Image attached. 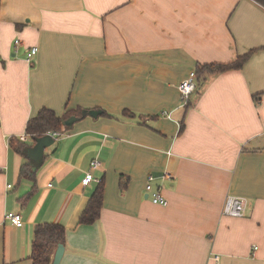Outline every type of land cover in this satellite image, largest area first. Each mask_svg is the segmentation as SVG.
<instances>
[{"label":"crops","instance_id":"obj_1","mask_svg":"<svg viewBox=\"0 0 264 264\" xmlns=\"http://www.w3.org/2000/svg\"><path fill=\"white\" fill-rule=\"evenodd\" d=\"M248 53L201 75L183 103L191 71ZM43 107L113 117L82 115L35 166L17 147L34 145L19 137ZM0 109V264H33L41 223L66 229L59 264H264L258 0H0ZM150 174L168 205L146 192ZM100 186L98 218L81 222ZM230 194L245 216L223 214Z\"/></svg>","mask_w":264,"mask_h":264},{"label":"trees","instance_id":"obj_2","mask_svg":"<svg viewBox=\"0 0 264 264\" xmlns=\"http://www.w3.org/2000/svg\"><path fill=\"white\" fill-rule=\"evenodd\" d=\"M264 4V0H258ZM250 53L239 56L235 61L230 63H210L200 65L196 70L197 73V87L200 76L207 72H222L225 70L240 68L244 65L250 57ZM84 108H77L75 110H68L63 116H59L54 110L43 107L39 110L36 116L32 117L27 123V133L34 139L51 132H66L72 128L64 125V121L69 117L75 115L82 116ZM123 114L132 116L134 113L125 110ZM103 116L113 117L107 111H103ZM16 139L10 140L13 143ZM25 143L18 144L17 149L26 157ZM29 163L22 166V174L27 172ZM103 188L100 186L93 194L88 207L81 216V222L92 223L98 218L99 211L102 207ZM66 242V229L63 225L57 223H41L34 228V237L31 248V259L33 264H52L51 257L59 244Z\"/></svg>","mask_w":264,"mask_h":264},{"label":"built area","instance_id":"obj_3","mask_svg":"<svg viewBox=\"0 0 264 264\" xmlns=\"http://www.w3.org/2000/svg\"><path fill=\"white\" fill-rule=\"evenodd\" d=\"M16 44H19L20 41L16 40ZM38 52V47H32L30 52L28 53V61H31L33 56ZM197 89V73L196 70L190 72L189 76L181 82L179 85V90L181 93V98L183 103H187L190 99L191 95ZM1 115V109H0ZM51 134L55 136H59V132H51ZM31 137L30 134H22L19 138L22 141H27ZM101 165L99 159H94L91 162L92 168H98ZM94 175L92 172H87L85 177L82 180L84 185H88L91 181H93ZM155 176L150 174L147 178V183L145 186L146 192L151 198L152 202L155 204L168 205L167 198L161 193L159 188H155L154 186ZM51 185V184H50ZM247 210V202L244 197L238 195H228L225 204L223 206V214L234 216V217H243L246 214ZM7 218L11 220V222L17 226H22L24 224L23 217L20 213L17 212H9L7 213Z\"/></svg>","mask_w":264,"mask_h":264},{"label":"water","instance_id":"obj_4","mask_svg":"<svg viewBox=\"0 0 264 264\" xmlns=\"http://www.w3.org/2000/svg\"><path fill=\"white\" fill-rule=\"evenodd\" d=\"M101 114L102 110L100 109L83 110L82 113L83 116L90 115L92 117H98ZM78 120L79 117L73 115L64 121V125L68 127L73 126ZM34 141L35 143L33 146L26 148V154L35 166H39L43 162L45 149L55 143L56 137H54L51 133H47L43 136L35 138ZM64 252L65 246L61 243L56 248L53 264H59L61 262Z\"/></svg>","mask_w":264,"mask_h":264}]
</instances>
